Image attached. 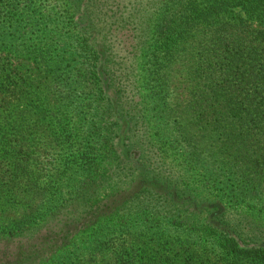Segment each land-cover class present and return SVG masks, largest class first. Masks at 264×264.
Segmentation results:
<instances>
[{
  "label": "trees",
  "instance_id": "1",
  "mask_svg": "<svg viewBox=\"0 0 264 264\" xmlns=\"http://www.w3.org/2000/svg\"><path fill=\"white\" fill-rule=\"evenodd\" d=\"M53 2L44 14L47 0H0V52L5 53L0 56V204L25 209L23 229L46 222L64 233L57 238L50 232L28 250L57 254L88 226L98 224L102 236L128 232V217L142 215L146 228L151 219L191 229L206 226L224 238L233 257L242 253L264 264V244L250 245L258 243L259 233L239 234L247 246L235 238L237 229L253 223L249 216L238 210L229 221L217 205L197 219L206 213L198 207L222 203L223 197H200L174 165L197 168L215 189L225 183L227 169L239 173V183L225 188L241 205L264 192V0ZM49 21L60 29H46ZM115 31H129L137 43L128 70L137 91L130 104L118 85ZM32 33H37L33 48L27 41ZM44 33L47 43L40 38ZM29 61L44 66L38 84V74L24 73ZM179 73L187 102L173 103L174 108L171 83ZM127 160L137 175L112 182H122L120 190L132 188V197L115 214L118 222L106 227L112 213L99 209L95 194L107 166ZM78 205L88 214L70 215V207ZM124 249L120 244L117 252ZM187 252L184 264H196ZM127 254L128 259L121 255L123 264H153L143 253ZM50 257L35 263L22 253L0 261L55 264ZM60 257L62 264L83 263L72 254Z\"/></svg>",
  "mask_w": 264,
  "mask_h": 264
},
{
  "label": "rangeland",
  "instance_id": "2",
  "mask_svg": "<svg viewBox=\"0 0 264 264\" xmlns=\"http://www.w3.org/2000/svg\"><path fill=\"white\" fill-rule=\"evenodd\" d=\"M53 1L54 0H47V4H45L42 8L44 14H48L47 9L50 8V5H54ZM57 23V21H49L46 25V29L55 27L58 31L60 28L57 26ZM36 36L37 33H32L31 37L27 39L32 48L36 43ZM40 38H42V43H47L48 38L46 33L41 35ZM111 41L113 43L114 50L112 54L114 55L116 61V69H118L117 73L122 75V81H118V85L123 88V97H126L127 99L125 102L130 104L132 97L135 96L137 91L132 85L131 74L128 70L130 68L131 61L134 58L133 55L135 53L134 50L136 49L137 43L132 33L129 31L114 33ZM4 55V52H0V56ZM47 57L50 58V53L47 54ZM26 67L27 71H24L25 74H38L36 84H38V80L42 81L40 78L41 71H43L44 66L41 63L39 65L29 61ZM126 67L127 69L124 70ZM35 74H33V77ZM171 85L172 95L174 94V100L171 106H173V103H182V106H184L187 102V85L183 81V78L180 77V73L173 78ZM50 92L51 90L47 89L45 94L52 98V93ZM138 95L139 94L137 93L135 100ZM131 163L132 160H127L126 163H115L114 166H107L109 173H106L107 170L103 172V180H100L101 184L95 194L94 201H100L99 209L101 208L106 212L112 213L110 214L111 217L106 218L103 222V225H106V227H110L113 221L118 222L115 214L121 211L123 206L129 205L124 204L127 200H131L130 198L132 195L130 190L132 188H129L128 190L123 188L120 190L123 185L122 182H112L113 178L118 179L116 178L117 176L121 177L124 181H128L132 178V174L137 175L138 172L129 171L132 167ZM174 165L182 171L183 182H185L191 191L199 194L200 197H207L209 200L213 201H216L221 196L223 197L222 203L213 202L201 205L198 207V211L200 209H203L204 211H212V209L218 205L221 212L226 211L228 220L233 221L236 219L238 215L237 211L239 210L243 213V215L249 216L251 221H253L251 224L248 223V228H246V230L237 229L238 233L235 238L238 241L239 246L248 245L243 242L240 237V235L244 236V233L248 234V229L251 230L252 233L255 231V233H259L260 236L263 237H256L255 241L258 243H251V246L264 244L262 240L264 239L263 191H258L259 193L255 192L256 195H254V197H248L247 203L241 205L242 200L238 201L239 203H236V198L232 196L235 194L231 192L227 193L225 188L234 187L239 183L240 178L237 175L239 173H235L233 170L227 169L223 177V181H225V183L215 184L219 187L218 189H215L212 187L213 181L203 179L201 172L197 168L188 167V171L185 163H179L177 161L174 162ZM135 170H138L137 167ZM220 187H224L225 189H221ZM209 192H212V195H204ZM96 205L98 204H95L93 207H96ZM69 210H71L70 215L72 216H75L77 213L82 211V209L79 208V205L71 206ZM94 210L95 209L92 211ZM86 214H88V212H85L84 210L81 213V215ZM206 216L207 211L206 213L197 215L196 218L202 219V217ZM25 217V209H23V207H8L0 204V233H3L0 235V259L11 260L14 259L15 256L23 253L31 255L32 259L30 261L34 262V259H36L37 262L35 263H38V259H47L53 254L51 253V255L48 256L42 252L38 254L37 250L30 251L28 249L31 247L30 245L42 242L44 237H46L45 235L50 232L54 234V236H57V238H60L61 235H64V233L61 232L60 227L58 228L54 225L48 227L46 222H38L33 226L23 229L19 226L23 225ZM143 217L144 216L142 215H133L128 217V232H126V230L118 232L111 231L106 236H102L101 232H99L98 224L94 227L88 226L81 232L72 234L74 239L70 247L57 252V254H53L50 258L56 259L55 264H62L61 261L63 260L60 256L72 254V256L79 257L78 261L83 260L82 264H123L121 255L128 259L129 255L127 252L129 251V253L133 255H142V253L144 255H148V259H151L153 264H184L187 259L186 256L188 255L187 251H189L194 256L193 259L196 264H256L252 261L250 262L242 255V253L238 257H233V254L229 253L223 246V244L226 243L224 238L222 239L214 235L206 229V226H198L191 229L192 227H177L171 225L165 220L155 221L151 219L147 225L150 226L155 222H158L162 225V227L149 228L148 226L147 230ZM110 218L114 219L112 220ZM218 225L222 226V224H217V226ZM240 231L244 232L240 233ZM53 232H58V234ZM228 232L232 235L231 233L234 232L233 228L229 227ZM123 243L125 249L122 250L121 253H118L117 247ZM44 245L47 246L45 243ZM131 245L135 248L131 249ZM190 250L193 251L191 252ZM156 257H158L159 262L155 259ZM0 264L3 263L0 261Z\"/></svg>",
  "mask_w": 264,
  "mask_h": 264
}]
</instances>
